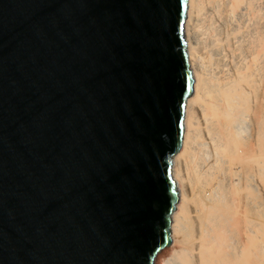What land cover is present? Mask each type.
Masks as SVG:
<instances>
[{
    "label": "water",
    "instance_id": "obj_1",
    "mask_svg": "<svg viewBox=\"0 0 264 264\" xmlns=\"http://www.w3.org/2000/svg\"><path fill=\"white\" fill-rule=\"evenodd\" d=\"M188 0H0V264H156L193 94Z\"/></svg>",
    "mask_w": 264,
    "mask_h": 264
},
{
    "label": "bare ground",
    "instance_id": "obj_2",
    "mask_svg": "<svg viewBox=\"0 0 264 264\" xmlns=\"http://www.w3.org/2000/svg\"><path fill=\"white\" fill-rule=\"evenodd\" d=\"M184 30L194 89L162 264H264V0H188Z\"/></svg>",
    "mask_w": 264,
    "mask_h": 264
},
{
    "label": "rangeland",
    "instance_id": "obj_3",
    "mask_svg": "<svg viewBox=\"0 0 264 264\" xmlns=\"http://www.w3.org/2000/svg\"><path fill=\"white\" fill-rule=\"evenodd\" d=\"M169 249H171V251L169 250ZM169 252V253H167V251ZM172 247H171V245L170 246H168V247H166V248H164L161 252H160V256L158 255V257H157V259H156V264L158 263V264H162L163 263V261H164V259L166 258V257H168L171 253H172ZM163 254V255H162Z\"/></svg>",
    "mask_w": 264,
    "mask_h": 264
}]
</instances>
